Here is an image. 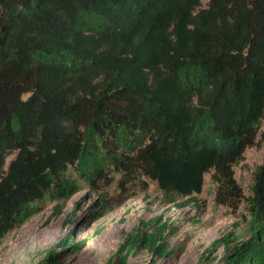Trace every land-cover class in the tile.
<instances>
[{
  "label": "trees",
  "instance_id": "obj_1",
  "mask_svg": "<svg viewBox=\"0 0 264 264\" xmlns=\"http://www.w3.org/2000/svg\"><path fill=\"white\" fill-rule=\"evenodd\" d=\"M263 120L264 0H0V242L79 179L140 173L186 204L212 172L218 203L246 202L248 236L231 231L218 261L196 264H264V161L248 196L234 169L264 142ZM154 221L127 232L110 263L172 254L171 225ZM83 242L61 238L40 264Z\"/></svg>",
  "mask_w": 264,
  "mask_h": 264
},
{
  "label": "rangeland",
  "instance_id": "obj_2",
  "mask_svg": "<svg viewBox=\"0 0 264 264\" xmlns=\"http://www.w3.org/2000/svg\"><path fill=\"white\" fill-rule=\"evenodd\" d=\"M207 1L203 0V4ZM14 153L9 154L8 161ZM263 161L264 142H261L248 147L244 158L234 167L246 196L251 195L254 173ZM108 178L96 188L79 179L82 188L71 198L47 197L39 201L38 213L10 230L0 242V264H40L53 245L65 236H70L74 243L84 242L76 253L72 246H58L60 264H111L110 259L127 232L141 221L154 223L158 219L161 224L171 225L166 239L173 253L162 258L149 252L137 253L130 259L131 264H196L203 254L218 261L224 252L222 236L231 231L242 238L248 236L246 202L239 203L238 208L218 203L212 172L204 176L203 191L186 204H181L184 199L179 197L171 202L157 182L143 174L139 173L128 183L121 181V173L111 172ZM97 202L107 203L109 210L104 216L93 218L90 212ZM177 203L181 206L175 207ZM57 205L59 211L55 214Z\"/></svg>",
  "mask_w": 264,
  "mask_h": 264
}]
</instances>
